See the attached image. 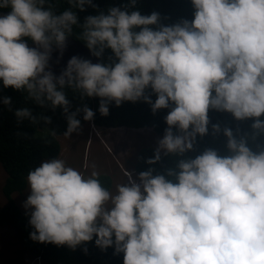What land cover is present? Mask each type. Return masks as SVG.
<instances>
[{
	"label": "clouds",
	"instance_id": "obj_1",
	"mask_svg": "<svg viewBox=\"0 0 264 264\" xmlns=\"http://www.w3.org/2000/svg\"><path fill=\"white\" fill-rule=\"evenodd\" d=\"M67 2L70 7L57 13L52 0H0V8L11 9L0 15V80L41 107H62L63 135L81 129L80 112L86 121L95 116L86 104L70 111L65 88L100 97L103 116L112 102L143 100L154 114L170 109L149 164L162 153L183 157L193 150L197 135L209 131L210 109L236 120L254 118L251 135L264 134V0H192L194 19L171 25L161 23L159 12L130 11L137 0L88 15L81 24L75 9L98 5ZM74 26L92 55L102 58L106 49L113 55L108 63L72 56L57 76L49 70L53 46L62 53ZM2 103L13 110L11 97ZM15 115L20 123L52 122L28 107ZM122 128L146 130L106 129ZM223 132L230 155L208 148L164 173L149 168L134 177L127 171L114 192L96 172L86 176L58 157L43 161L26 177L30 238L75 250L96 237L102 250L114 246V254L123 253L124 264H264V150L253 151L247 136L237 139L231 128ZM125 139L106 146L114 157Z\"/></svg>",
	"mask_w": 264,
	"mask_h": 264
},
{
	"label": "trees",
	"instance_id": "obj_2",
	"mask_svg": "<svg viewBox=\"0 0 264 264\" xmlns=\"http://www.w3.org/2000/svg\"><path fill=\"white\" fill-rule=\"evenodd\" d=\"M55 11L62 13L70 7L67 0H52ZM97 8L86 7L85 11L75 9L79 22L82 24L88 15H97L100 11L107 12L112 6H122L130 3V0H94ZM1 10H11L10 8H0ZM132 10H139L142 15H150L153 11L161 14V23L171 25L179 22L181 19H194L192 0H137ZM153 28L157 26L153 25ZM82 29L74 26L73 33L68 37L83 43L80 39ZM27 39V38H26ZM27 41H31L28 39ZM113 53L106 49L100 62L108 63L109 57ZM67 98L71 102L70 111H75L78 107L82 108L85 104L90 107L94 113V119L86 121L83 119L84 113L80 112L77 119L81 121V127L92 121L96 126L106 129L111 127H126L136 129L152 128L158 135L163 136L168 127L165 116L170 109H160L155 114L152 112L151 105L143 100L137 102L125 101L120 106L115 102L109 105V114L101 115L99 112L100 97H82L78 91L71 88L64 89ZM151 93V89L147 90ZM3 97L12 98V111L9 106L2 103ZM151 98L155 101L156 94L152 93ZM28 107L37 117L44 115L51 117V124H46L43 120L32 123L30 120L18 122L15 115V109ZM210 123L209 131L206 135H197L193 150L184 154L183 157L173 155H163L160 161L155 164H149V158L154 157L155 148L142 147L134 162V168L137 172L146 171L153 168L157 173H164L167 168L174 167L175 163L181 158H195L204 150L212 148L218 151L222 156L230 155L227 148L228 138L224 135L223 129L228 127L234 132L237 139L247 136L248 146L253 151L264 150V134L253 137L251 125L253 119L236 120L234 116L227 111L209 110ZM264 119V116L261 117ZM219 124L220 132H215L212 125ZM68 122L62 107L53 110L50 106L41 107L33 100L29 99L26 92L15 90L12 87L5 88L0 80V162L7 172V178L2 188L3 193L8 199V203L0 209V225H12L23 245L31 256L41 257L46 264H124V254H114V246L106 251L95 244L96 237L90 242L78 246L75 250L65 246H57L53 243H41L30 238V233L34 228L30 225V216L24 212L13 198L14 193H22L28 183L26 177L30 170L40 166L45 160L59 157L62 147L59 136L67 131ZM51 130L56 135L51 134ZM155 174V173H154ZM99 179L109 190L112 187L111 176L103 173L99 174ZM88 251L85 253L84 248ZM1 263V252H0Z\"/></svg>",
	"mask_w": 264,
	"mask_h": 264
},
{
	"label": "rangeland",
	"instance_id": "obj_3",
	"mask_svg": "<svg viewBox=\"0 0 264 264\" xmlns=\"http://www.w3.org/2000/svg\"><path fill=\"white\" fill-rule=\"evenodd\" d=\"M114 130L94 127L92 123H87L78 132L72 133L71 136L62 134L59 136L62 150L58 158L64 159L68 166L80 170L86 176L92 172L109 174L112 183L115 185L124 183L127 180L125 175L127 171L132 172L134 177L138 176V172L134 171L132 160L136 159L138 151L144 146L157 149L158 141L163 136L158 135L152 128L142 131L126 129L129 132L124 128ZM125 137L127 145L124 144L116 149L114 157L106 146L117 147L118 145L112 146L110 143ZM126 148L129 149L127 155L122 152ZM101 152H104L105 155ZM6 178L7 172L0 162V209L8 203V199L2 190ZM29 190L28 185L24 192L13 194L14 200L24 212H28L23 204L30 195ZM0 252V264H40L34 256L28 253L16 229L10 224L0 225Z\"/></svg>",
	"mask_w": 264,
	"mask_h": 264
},
{
	"label": "water",
	"instance_id": "obj_4",
	"mask_svg": "<svg viewBox=\"0 0 264 264\" xmlns=\"http://www.w3.org/2000/svg\"><path fill=\"white\" fill-rule=\"evenodd\" d=\"M10 10H1L0 15L8 13ZM30 47H35L33 41H27ZM72 56H79L84 59H90L93 63H99L100 57L92 55L88 47L73 39L72 37L67 38L66 47L61 50L53 46V52L49 60V70H51L55 75H60L61 72L66 68L67 62Z\"/></svg>",
	"mask_w": 264,
	"mask_h": 264
},
{
	"label": "crops",
	"instance_id": "obj_5",
	"mask_svg": "<svg viewBox=\"0 0 264 264\" xmlns=\"http://www.w3.org/2000/svg\"><path fill=\"white\" fill-rule=\"evenodd\" d=\"M129 150V149H128ZM101 158L103 159V157L101 156ZM130 159H132V158H130ZM104 160V159H103ZM109 175V174H108ZM111 176V175H110ZM112 179V178H111ZM115 188H116V185L115 184H113L112 183V188H111V190L110 191H115Z\"/></svg>",
	"mask_w": 264,
	"mask_h": 264
},
{
	"label": "flooded vegetation",
	"instance_id": "obj_6",
	"mask_svg": "<svg viewBox=\"0 0 264 264\" xmlns=\"http://www.w3.org/2000/svg\"><path fill=\"white\" fill-rule=\"evenodd\" d=\"M125 155H127V153L129 154V151H127V149L122 151ZM102 154H104V152H101ZM105 155V154H104Z\"/></svg>",
	"mask_w": 264,
	"mask_h": 264
},
{
	"label": "bare ground",
	"instance_id": "obj_7",
	"mask_svg": "<svg viewBox=\"0 0 264 264\" xmlns=\"http://www.w3.org/2000/svg\"><path fill=\"white\" fill-rule=\"evenodd\" d=\"M142 129H143V128H142ZM142 129H141V130H142Z\"/></svg>",
	"mask_w": 264,
	"mask_h": 264
}]
</instances>
